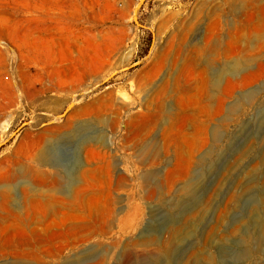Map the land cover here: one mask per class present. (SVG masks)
I'll return each mask as SVG.
<instances>
[{"label":"rangeland","instance_id":"1","mask_svg":"<svg viewBox=\"0 0 264 264\" xmlns=\"http://www.w3.org/2000/svg\"><path fill=\"white\" fill-rule=\"evenodd\" d=\"M263 204L264 0H0V264H264Z\"/></svg>","mask_w":264,"mask_h":264},{"label":"bare ground","instance_id":"2","mask_svg":"<svg viewBox=\"0 0 264 264\" xmlns=\"http://www.w3.org/2000/svg\"><path fill=\"white\" fill-rule=\"evenodd\" d=\"M235 61H236V59H235ZM232 66H233L232 69L234 70V69H236V68H238V67L240 66V63L236 62V63H234ZM232 69H231V70H232ZM215 83H216V82H215ZM248 96H249V95H246L244 98H248ZM82 128H83V126L80 125V126H79V129H82ZM143 148H144V147H143ZM145 148H146V147H145ZM41 155H42V154H41ZM79 163H80V162H79ZM68 189H69V188H68ZM184 189L190 191V188H189V189H186V187H185ZM66 192H67V191H66ZM232 199L235 200L236 198H235V197H232ZM205 205H206V204H203V203L200 204V206H202V208H204ZM263 205H264V204H263ZM202 208H201V209H202ZM195 210H196V209H195ZM195 210L189 212V215L191 216L190 219H196V218H198V215H199V213H200L201 211H198V213L195 214V213H194ZM94 213H96V212H94ZM97 214H98V213H97ZM196 215H197V216H196ZM260 225H261V223H260ZM260 227H261V226H260ZM171 229H172V228H171ZM173 230H174V232L177 231L176 228H173ZM206 238H207V237H206ZM168 243H169V242H168ZM163 244H164V243H163ZM163 244H162V245H163ZM166 244H167V243H165L164 246H167V249L169 250V249L171 248V247H170L171 245L169 244V246H168V245H166ZM164 249L167 250L166 248H164ZM165 250H164V251H165Z\"/></svg>","mask_w":264,"mask_h":264},{"label":"water","instance_id":"3","mask_svg":"<svg viewBox=\"0 0 264 264\" xmlns=\"http://www.w3.org/2000/svg\"><path fill=\"white\" fill-rule=\"evenodd\" d=\"M22 125H23V124H22ZM22 125H21V126H22Z\"/></svg>","mask_w":264,"mask_h":264}]
</instances>
